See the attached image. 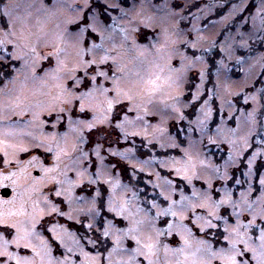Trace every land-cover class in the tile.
Segmentation results:
<instances>
[{"label":"clouds","instance_id":"9594fccd","mask_svg":"<svg viewBox=\"0 0 264 264\" xmlns=\"http://www.w3.org/2000/svg\"><path fill=\"white\" fill-rule=\"evenodd\" d=\"M0 264H264V0H0Z\"/></svg>","mask_w":264,"mask_h":264}]
</instances>
